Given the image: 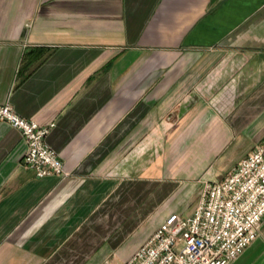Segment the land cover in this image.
<instances>
[{
  "label": "crops",
  "instance_id": "0c3cea01",
  "mask_svg": "<svg viewBox=\"0 0 264 264\" xmlns=\"http://www.w3.org/2000/svg\"><path fill=\"white\" fill-rule=\"evenodd\" d=\"M8 103L70 175L0 122V264H124L264 140V0H0Z\"/></svg>",
  "mask_w": 264,
  "mask_h": 264
},
{
  "label": "built area",
  "instance_id": "2783aa9c",
  "mask_svg": "<svg viewBox=\"0 0 264 264\" xmlns=\"http://www.w3.org/2000/svg\"><path fill=\"white\" fill-rule=\"evenodd\" d=\"M20 130L24 165L40 178L69 172L48 142L54 123L42 125L0 105V122ZM264 220V140L222 180H204L194 210L156 228L124 264H230L257 237Z\"/></svg>",
  "mask_w": 264,
  "mask_h": 264
},
{
  "label": "rangeland",
  "instance_id": "374dc122",
  "mask_svg": "<svg viewBox=\"0 0 264 264\" xmlns=\"http://www.w3.org/2000/svg\"><path fill=\"white\" fill-rule=\"evenodd\" d=\"M204 180H207V179H203L202 182H203ZM202 182H199V186H200V187H201V183H202ZM199 186H198V187H199Z\"/></svg>",
  "mask_w": 264,
  "mask_h": 264
}]
</instances>
